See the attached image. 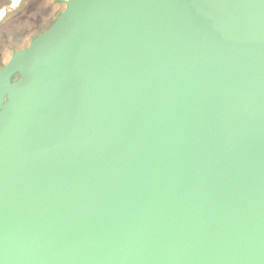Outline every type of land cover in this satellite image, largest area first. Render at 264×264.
<instances>
[{
    "label": "water",
    "instance_id": "obj_1",
    "mask_svg": "<svg viewBox=\"0 0 264 264\" xmlns=\"http://www.w3.org/2000/svg\"><path fill=\"white\" fill-rule=\"evenodd\" d=\"M61 1L0 68V264H264V0Z\"/></svg>",
    "mask_w": 264,
    "mask_h": 264
},
{
    "label": "rangeland",
    "instance_id": "obj_2",
    "mask_svg": "<svg viewBox=\"0 0 264 264\" xmlns=\"http://www.w3.org/2000/svg\"><path fill=\"white\" fill-rule=\"evenodd\" d=\"M1 5L0 67L47 30L65 7L61 0H1Z\"/></svg>",
    "mask_w": 264,
    "mask_h": 264
},
{
    "label": "trees",
    "instance_id": "obj_3",
    "mask_svg": "<svg viewBox=\"0 0 264 264\" xmlns=\"http://www.w3.org/2000/svg\"><path fill=\"white\" fill-rule=\"evenodd\" d=\"M52 24H53V23H52ZM52 24H51V25H52ZM1 67H2V66H1ZM1 67H0V68H1ZM17 77H18V75H16V76L13 77L12 79L15 80Z\"/></svg>",
    "mask_w": 264,
    "mask_h": 264
},
{
    "label": "crops",
    "instance_id": "obj_4",
    "mask_svg": "<svg viewBox=\"0 0 264 264\" xmlns=\"http://www.w3.org/2000/svg\"><path fill=\"white\" fill-rule=\"evenodd\" d=\"M1 6H2V5H1V0H0V8H1Z\"/></svg>",
    "mask_w": 264,
    "mask_h": 264
},
{
    "label": "flooded vegetation",
    "instance_id": "obj_5",
    "mask_svg": "<svg viewBox=\"0 0 264 264\" xmlns=\"http://www.w3.org/2000/svg\"><path fill=\"white\" fill-rule=\"evenodd\" d=\"M28 45H29V44H28ZM28 45H27V46H28ZM27 46H26V47H27ZM14 52H15V51H14ZM14 52H13V53H14Z\"/></svg>",
    "mask_w": 264,
    "mask_h": 264
}]
</instances>
